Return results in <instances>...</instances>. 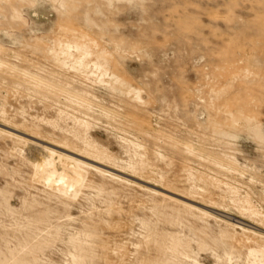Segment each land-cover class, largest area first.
Wrapping results in <instances>:
<instances>
[{"label": "rangeland", "instance_id": "rangeland-1", "mask_svg": "<svg viewBox=\"0 0 264 264\" xmlns=\"http://www.w3.org/2000/svg\"><path fill=\"white\" fill-rule=\"evenodd\" d=\"M0 264H264V0H0Z\"/></svg>", "mask_w": 264, "mask_h": 264}, {"label": "bare ground", "instance_id": "bare-ground-1", "mask_svg": "<svg viewBox=\"0 0 264 264\" xmlns=\"http://www.w3.org/2000/svg\"><path fill=\"white\" fill-rule=\"evenodd\" d=\"M94 67L96 68V69H98V70H104V68L99 64V63H95L94 64Z\"/></svg>", "mask_w": 264, "mask_h": 264}]
</instances>
